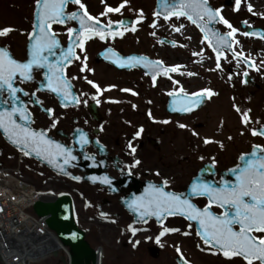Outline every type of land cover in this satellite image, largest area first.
I'll list each match as a JSON object with an SVG mask.
<instances>
[{"label":"flooded vegetation","instance_id":"flooded-vegetation-1","mask_svg":"<svg viewBox=\"0 0 264 264\" xmlns=\"http://www.w3.org/2000/svg\"><path fill=\"white\" fill-rule=\"evenodd\" d=\"M159 1L128 0L120 12H111L102 16L100 14L107 6L117 7L123 0H103V2L82 0L88 13L99 18L97 27L104 29L106 38L100 40L98 36H93L85 40L83 51L78 46L75 49V56H79L80 59H75L74 56L70 64H64L72 93L68 96L66 107L61 106L49 92L37 91V88L46 87L44 76L46 69L34 68V79L30 82L21 83L20 79L15 82V86L23 88L28 93L27 96L18 93V96L26 102L32 114L33 127L46 130L48 136L64 144L75 157L74 160L69 159V173L76 177L100 173L103 178L107 177L112 182L111 186H101L92 185L87 181L77 182L69 178V194L73 198L76 219L92 245L89 236L92 233L99 234L97 226L118 230L132 225L134 228L144 229L152 223L157 227L168 225L179 228L182 223L195 230L192 222L176 214L167 217L162 224L158 223L157 218L146 223H137L134 216L126 210L125 204L132 205L138 197L144 196L151 184L168 192L182 194V199L187 197L198 208H204L208 203V197L191 192L190 187L196 178L200 177V182L203 178L205 183L221 188L219 183L224 179L223 174L240 163L241 154L251 152L255 144H260L264 149V136L251 134V129L264 125V69L260 67L264 65H261L258 57H254L264 56V38H262L264 11L258 18L245 12L246 0H241L238 11L233 10V0H209V4L214 9L223 6L221 15L239 30L235 33V39L239 43L233 42L232 47L242 55L234 56L225 45L220 58L221 66L212 70L208 79L211 87L188 91L183 84L186 82V76L189 75L182 73L184 64L179 43L186 39L199 40L202 49L215 58L216 53L209 45V40L204 39V32L200 27L192 24L186 17L177 19L175 16H170L165 19V10L162 14L157 10ZM261 1L264 4V0ZM35 8L34 1L32 23ZM77 8L78 6L69 4L66 12L76 11ZM154 13H159V16ZM151 18L155 21V27L152 26L154 21ZM171 19L178 21V27L181 24L184 27L179 32L172 33L169 26ZM109 21L113 22L111 24L113 28L120 21H124L125 24H122L118 30H106L109 28ZM245 21L247 23H244ZM68 27L79 26L74 21L52 26L62 50L69 45ZM133 27L136 29L135 32L131 30ZM209 27H214L221 33L230 31L222 22ZM116 32H122L123 35L109 34ZM244 32L253 34L245 36ZM30 34L31 32L22 39L8 36L0 45L7 47L17 60H25ZM108 48L118 53L119 57L125 58L124 61L129 56H143L151 61H162L164 67H180L178 71L169 72L167 75L161 70L153 84L152 68H145L142 63L131 68L120 67L114 62L116 56L111 53L105 54ZM175 51L179 52V55H175ZM60 55L55 52L56 59H59ZM49 60L52 61L53 57L49 56ZM250 61L254 66H250ZM82 62L94 71L85 69L81 72ZM135 71L144 74L146 79L144 87L130 80L121 81L122 85H119L117 80L108 76V73L122 76ZM85 76L98 84L101 91L97 92L96 88L88 84L83 78ZM113 85L115 87H109ZM122 89L130 91H122ZM181 89L183 92L180 91ZM203 89H210L215 94L209 96L202 91ZM34 92L35 96L32 95ZM74 92L79 103L73 100ZM170 92L174 94L169 95ZM184 93L189 95L203 93L205 96L203 104L189 112L180 111L179 109L186 102H175L173 97L178 96L182 99ZM117 96L121 98L118 99ZM4 97L6 98L7 94ZM254 97H257L263 107L260 117H256L254 111L251 112L250 103L256 99ZM37 99L42 101V104L35 105ZM220 100L222 105L219 111L226 109L228 112H219L221 114L217 116V123H214L209 118L211 112L209 103L214 101L218 103ZM234 105L239 107L241 112L238 113ZM47 108L54 109V113L48 114L45 111ZM248 110H250L248 115L251 122L245 125L242 123V113ZM53 121L56 122L55 127H52ZM179 124L186 127L181 128ZM141 128L143 131L140 136L134 138V134ZM193 131L198 135H193ZM218 136H225L221 142L226 143V147H218L219 149L214 147ZM82 137L87 141L83 145ZM204 138H210L212 142L205 144ZM130 141L136 149L135 153H132L131 148L128 147ZM136 160L140 163L135 164ZM229 179L232 183L236 177L231 175ZM165 180L168 181L167 184L163 183ZM86 185L92 187L97 194L92 202H87L84 189H80ZM212 209L218 214L223 212L218 206H213ZM120 212L128 216V219L122 218L123 223L114 220V217H119ZM151 246H158L159 255L161 254L162 247L159 244H151L149 247Z\"/></svg>","mask_w":264,"mask_h":264},{"label":"snow or ice","instance_id":"snow-or-ice-1","mask_svg":"<svg viewBox=\"0 0 264 264\" xmlns=\"http://www.w3.org/2000/svg\"><path fill=\"white\" fill-rule=\"evenodd\" d=\"M127 2L128 0H123L117 7L107 6L106 10L100 15L106 16L111 12L118 13ZM161 2L166 12L165 19L170 16H175L177 19L186 17L192 24L200 27L201 31L204 32V39L209 40V45L212 46L213 52L216 53L217 68H220V58L223 55L222 49L225 45H227L229 51L233 52L234 56L242 55L237 53L232 47L233 42L239 43L235 39V33L239 30L221 15L223 6L214 9L209 4V0H161ZM233 3V10L238 11L241 0H233ZM35 4L39 9V30L36 31L34 29L33 33L30 34V38L34 43L30 46L29 58L21 62L13 58L7 48L0 47V96L7 93L9 97L8 100L4 101L5 105L8 106L0 109V129H3L9 139L20 147L24 155L35 153L37 156H43L48 159L50 163L54 162V158L62 156L64 157L63 163L68 164L69 159H75L68 148L48 138L45 131H36L25 123H21V121L29 120L30 116L27 107L24 106L17 93H23L25 96L28 93L23 88L15 86V82L18 77L21 83L30 82L34 79V68L46 69L44 76L47 89L58 95L62 94L63 98L67 100L72 93L70 91L71 83L65 74L64 64L72 62V58L75 56L74 47L78 46L81 51L84 50L85 40L91 39L93 36H98L100 40H105V31L102 27H97L99 18L88 13L82 0H35ZM69 4L78 6L77 10L66 12L65 9ZM80 10L83 11L81 12ZM248 10H252L250 4L248 5ZM154 15L159 16V13H154ZM73 21L77 22L79 27L67 28L69 45L66 50L61 51L59 59H56L54 49L59 48V41L57 34L52 30V26L54 24L64 25ZM217 22H222L230 31L221 33L214 27H209V25H214ZM112 23V21H109V28ZM119 23L123 24L124 22L120 21ZM244 23H247V21ZM152 26H156L155 22ZM183 27V24L178 28L174 26V30L179 32ZM131 30L133 32L136 31L135 27ZM11 31H13L11 27L0 29V36H7ZM109 34L114 36L123 35L122 32ZM152 34L155 35V33ZM252 34L250 32L243 33L245 36ZM262 38H264V34H262ZM108 53L117 57L114 62L118 63L120 67H135L142 63L145 68H152L153 84H155L161 70L164 75H167L169 72L178 71L180 67H164L162 61H151L143 56H129L126 58L127 63H125L122 62L125 58L119 57V54L115 53L113 49H106L105 54L107 55ZM49 56L53 57L52 61L49 60ZM75 59H80V57L75 56ZM84 61H87L86 55L84 56ZM85 62H82L80 71L83 72L85 69L90 72L94 71L87 68ZM193 74L189 73V75ZM83 78L88 84L96 88L97 92L101 91L99 85L88 79L87 76ZM72 79H76V77H72ZM40 90V88H37V91ZM122 91L130 90L122 89ZM180 91L183 92V89ZM202 91L209 96L215 94L210 89H203ZM173 94L169 93V95ZM32 95L35 96V92ZM184 96L188 98V103L183 104L179 109L180 111H191L192 107L200 103V95L198 93H192L191 95L184 93ZM192 97H195V99H192ZM73 100L79 103L78 98L75 96H73ZM36 103L42 104V101L37 99ZM17 104L20 106L17 107ZM234 107L238 113L241 112L239 107L235 105ZM45 111L50 115L54 113L52 108H47ZM248 112L250 110L242 113V123L245 125L251 122ZM55 123L53 121L52 127H55ZM163 123H168V121H163ZM178 126L181 128L186 127L183 124ZM142 131V128L138 130L134 134V138L139 137ZM251 134L253 136H264V125L251 129ZM193 135L198 134L193 131ZM210 142H212L210 138H204L205 144ZM84 143H87V141L82 137L81 144L83 145ZM128 147L131 148L132 153H135L136 149L132 146L131 141ZM221 147H223L222 144ZM239 159L243 162V166L237 165L236 168L232 169L236 173L235 183L221 181L223 184L221 188L207 184L192 185L194 193L208 197L209 205L216 203L220 207L227 206L228 211L214 214L209 210V206H205L203 209L198 208L188 199H182V194L168 192L151 184L146 189L145 195L138 197L130 207L137 211L142 210L140 211L141 217L155 216L158 223L161 224L163 223L162 217L172 216L177 213L185 216L190 221H199L200 230L197 235L201 238L204 245L210 246L209 251L213 249L220 251L228 259L241 257L246 264H254V261L264 264V149H262L260 144H255L252 146L251 153L241 154ZM56 163L59 167V162L56 161ZM134 163L139 164L140 161L136 160ZM72 178L81 179L80 177ZM103 182L110 183L111 181L104 177ZM163 183L167 184L168 181L165 180ZM128 227L133 235L138 231L132 225ZM178 231H180L178 228L163 227L159 235L156 236V242L160 243V238L166 233ZM188 234L187 232L184 233V235ZM136 243L138 244L139 241ZM176 251L180 252V249L177 247ZM184 264H188V262L185 261Z\"/></svg>","mask_w":264,"mask_h":264},{"label":"rangeland","instance_id":"rangeland-1","mask_svg":"<svg viewBox=\"0 0 264 264\" xmlns=\"http://www.w3.org/2000/svg\"><path fill=\"white\" fill-rule=\"evenodd\" d=\"M34 1L35 0H0V29L5 27H11L13 29L7 36H0V43L8 36L22 39L26 34L31 32ZM245 3V12L248 14L255 15L259 18V15L264 11V4L261 0H246ZM249 4L252 6L251 11L247 9ZM151 20H153V18H151ZM169 26L172 33L176 32L174 26L178 28V21L176 19H171L169 21ZM179 44L180 54H183L184 64L183 72H181L185 75L194 73L193 75L186 76V82L183 84L186 90L191 91L199 88L211 87L208 79H210L212 70L217 68L216 58L200 47L199 40L186 39ZM174 54L179 55V52L175 51ZM254 57H258L259 61L261 60V65H264L263 55ZM202 61L203 63H201ZM221 63L220 61V66ZM260 67L264 69V66ZM108 76L117 80L119 85H122L121 83L126 80H130L131 82L134 81L135 84L137 82L140 87L146 85L144 74L140 71L131 72L128 75L123 74L122 76L108 73ZM117 97L118 99L121 98V96ZM254 98L256 99L250 103L251 112L253 113L254 111L253 114L257 115L256 117H260L259 115L263 107L257 97ZM221 105L222 100L218 103H215V101L214 103H209V106H211L209 118L214 123H217V116L221 114L219 112H228L226 109H221L219 111ZM216 138H218L215 140L216 146L214 147H216V149H219L218 147H221V144L223 147H226V143L221 142L223 140L222 138H225V136H218ZM16 160V151L8 146L0 135V167H13L17 163ZM21 177L33 183L38 189H51L55 192L69 193L68 180L52 175V173L35 161L26 159V166L23 167ZM80 189H84L83 193L87 202H92L96 199L97 194L92 187L86 185L82 186ZM122 218L128 219V216L120 212L119 217H114V220L117 223H123ZM163 227H168V225ZM163 227H157L150 223L144 229L135 227L138 231L133 235L129 228L116 230L115 228L97 226V230L100 231L99 234L92 233L89 238L92 239V247L102 248L104 252L103 264H178L175 259L178 255L183 256L191 264H246V262L239 257L228 259L214 249L209 251L208 249L210 247L203 244L196 231L188 228L186 224L185 226L182 225V223L178 228L180 231L165 234L160 238V243H157L156 236L159 235ZM185 232L189 234L184 235ZM137 241H139L138 244L136 243ZM151 244H159L162 247L160 257L157 259L152 257L148 252V247ZM177 247L180 249V252L176 251ZM254 264H259V262H254Z\"/></svg>","mask_w":264,"mask_h":264},{"label":"water","instance_id":"water-1","mask_svg":"<svg viewBox=\"0 0 264 264\" xmlns=\"http://www.w3.org/2000/svg\"><path fill=\"white\" fill-rule=\"evenodd\" d=\"M157 10H159L160 14H162V11L165 10L163 5H162L161 0L158 3ZM65 11H66V9H65ZM123 24H125V23H123ZM38 25H39V9L36 6L35 13H34V23H33L34 29L36 31L39 30L38 29ZM121 25H122L121 23L115 24V28L110 27V28H108L106 30H118ZM34 29H33V31H34ZM33 31H32V33H33ZM32 43H34V41L29 37V43H28V46H27V58H29L28 54H29L30 46H31ZM0 47H2V46H0ZM66 49H67V47L64 50H66ZM75 49H76V47H74V49H73L74 53H75ZM61 50L62 49H60V46H59V48L54 49V52L57 51L58 54H61ZM9 53L12 55V53L10 51H9ZM13 58H15V57L13 56ZM21 62H23V61H21ZM122 62L127 63V61H122ZM128 68H131V67L128 66ZM64 69H65V67H64ZM17 79H20V78L18 77ZM40 88H41V90H44L46 92H49V93L53 94L58 99L59 103L62 106H64V107L67 106V100H65L63 98L62 94L58 95L56 93H53L50 90H48L47 87H40ZM4 94H7V93H4ZM4 94L2 96H0V109H3L5 106H8V105H5L4 101L8 100L9 97H8V94H7V97L5 98ZM17 95H18V93H17ZM199 95H200V103L197 106L192 107V110L199 108L204 102L205 96L202 93L199 94ZM173 99H174L175 102L179 101L181 103H184V102L188 103V98L185 97V96L182 97V99L180 97H178V96H174ZM192 99H195V97H192ZM20 100L23 102L24 106L27 107L26 106V102H24L22 100V98H20ZM34 104L35 105H39L38 103H36V101H35ZM16 106L18 107L20 105L17 104ZM28 112H29V110H28ZM185 112H189V111H185ZM29 116H30L29 120L21 121V123H25L28 127L34 129L31 126L33 121H32V114L30 112H29ZM36 131H45V130H36ZM0 133H1V135L4 137V139L9 144H11L16 149L21 150L20 147L15 145L12 142V140L9 139L8 135L4 132L3 129H0ZM45 133L47 135V131H45ZM47 137L50 138L49 136H47ZM58 143H60V142H58ZM62 145H64V144H62ZM28 156L33 158V159H35V160H37V161H39L40 163L46 165L49 169H51L52 171H54L57 174H60V175H63V176H67V177L70 176L71 178L72 177H76V176H73L71 174L69 175V162H68V164H64L63 163L64 157H62V156L54 158V162L53 163H50L49 160L46 159L43 156H37L35 153H31ZM56 161L59 162V165H60L59 167L57 166ZM239 165L241 167L243 166V162L241 160H240V164ZM231 175L236 177V173H234L232 171V169L229 170L227 173L223 174V177H224L223 181H228V182L231 183V180L229 179V176H231ZM80 178L81 179H79L77 181L88 180L91 184H100L102 186H111V184H112V182L104 183L103 182L104 178L102 177V175L100 173H97V174L90 173V174L85 175L84 177H80ZM93 178H96V179H93ZM74 180H76V179H74ZM201 181L202 182H200V177H198V178H196L194 180L192 185L193 184H197V185L207 184V185H210V186L214 187V185H212V184L205 183L203 178H201ZM235 182H236V180L234 182H232V183H235ZM219 184H220L219 185L220 187H223L222 183H219ZM192 185L190 187L191 188V192L193 191ZM112 191L115 192L114 190H112ZM183 199H188L190 201V199L187 198V197H184ZM212 205H217V204L216 203H212L211 205H209V204L207 205V206H209V210L211 212H213L211 210V206ZM125 208H126V210L129 213H131L134 216L136 222H138V223H145V222L149 221L152 218H156L155 216H144V217H141L140 211H142V210H140V211L134 210L133 208H130V205L128 203L125 204ZM222 208L224 209V212L228 211V207L227 206L222 207ZM34 210H35L37 215H39L40 217H45L47 219L49 227L57 233V235L61 239L62 243L65 246L70 247V252H71V254L73 256L72 264H96V252H95V250L93 248H91V246L87 242L86 236H85V232L83 230H81L78 227L77 223H76L74 210H73V200H72V197L69 194L65 193V194L57 195L55 197L42 198L41 200H39L35 204ZM214 214H216V213H214ZM176 215H180V214L177 213ZM167 217L168 216L162 217V221L164 222ZM183 217H185V216H183ZM190 222L195 223L196 230L198 232L200 230L199 221L193 220V221H190ZM149 253L154 258H159V247H157V246L150 247L149 248ZM55 255H57V253H55ZM177 261H178L179 264H184V262H185V260L182 257H178Z\"/></svg>","mask_w":264,"mask_h":264},{"label":"bare ground","instance_id":"bare-ground-1","mask_svg":"<svg viewBox=\"0 0 264 264\" xmlns=\"http://www.w3.org/2000/svg\"><path fill=\"white\" fill-rule=\"evenodd\" d=\"M0 201L3 204L0 212V264H72L70 247L68 249L60 241L50 239V235L41 233L48 230L46 227L40 228L41 232L34 227V207L31 212L22 200L18 203L0 197ZM41 239L48 244L47 247L40 244ZM31 243L34 247L28 249L27 245ZM98 255L101 256V252Z\"/></svg>","mask_w":264,"mask_h":264},{"label":"built area","instance_id":"built-area-1","mask_svg":"<svg viewBox=\"0 0 264 264\" xmlns=\"http://www.w3.org/2000/svg\"><path fill=\"white\" fill-rule=\"evenodd\" d=\"M41 195H42L41 191H38L33 185H30L22 181L21 179L17 178L13 174L12 170H9V169L0 170V197L1 198L4 197V198H7L11 202L17 201L18 203L22 200L24 203H26V207L30 208V211H31L32 206L41 197ZM2 205L3 204L0 201V212L3 211V209L1 208ZM33 222H35L34 227L39 228L38 229L39 232H41L40 228L44 226L48 230H43L41 233L48 234L50 235L49 237L50 239L54 238L55 240L59 241L55 233L49 229L44 219H41L35 215ZM40 242L42 246L44 247L48 246V244L44 242V239H41ZM31 247H34L32 243L27 245L28 249H30Z\"/></svg>","mask_w":264,"mask_h":264}]
</instances>
